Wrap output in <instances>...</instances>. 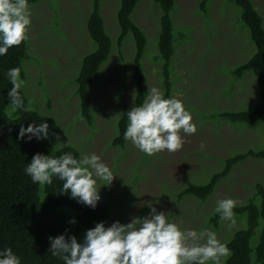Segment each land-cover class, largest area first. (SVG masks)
<instances>
[{
	"label": "rangeland",
	"instance_id": "rangeland-1",
	"mask_svg": "<svg viewBox=\"0 0 264 264\" xmlns=\"http://www.w3.org/2000/svg\"><path fill=\"white\" fill-rule=\"evenodd\" d=\"M199 1L175 0L176 10L174 7L171 12L174 25L190 31L173 44L171 95L183 102L197 127L195 134L181 130L185 143L179 151L165 150L148 156L130 141L123 148L108 144L117 135L118 119L133 106L136 91L131 35H126L121 52L115 45L119 0L101 1L105 31L113 45L88 86L91 125L80 116L75 78L83 57L96 49L86 30L93 0L28 3L31 25L25 40L26 57L21 63L25 74L21 89L28 99V108L54 118L61 143L75 147L80 157L96 154L113 172L115 178L110 185L97 178L99 201L109 209L106 220L109 225L111 214L115 215L113 220L127 224L131 217H145L155 207L158 212L170 214L169 221L181 231L208 229L216 233L220 242L227 243L236 231L246 228V214H235L234 225L220 219L215 229L209 219L216 213L217 200L232 198L239 206L254 196L253 183L258 180L264 183V161L246 158L234 164L202 202L190 195L178 202L176 195L190 184H207L214 173L223 169L226 159L247 149L264 148V119L248 126L219 116L225 111H250L257 104L258 86L253 73L234 75L236 67L256 49L242 23L239 7L230 0H210L205 12H197ZM253 1L264 28V0ZM152 3V0H140L130 16L147 38L141 59L146 95L153 87L163 91L162 63L151 60V43L156 41L159 18L158 10L150 9ZM59 147L56 144L49 155L53 156ZM261 227L262 221L250 239V264H259L253 251ZM225 260L222 258L221 264Z\"/></svg>",
	"mask_w": 264,
	"mask_h": 264
},
{
	"label": "trees",
	"instance_id": "trees-1",
	"mask_svg": "<svg viewBox=\"0 0 264 264\" xmlns=\"http://www.w3.org/2000/svg\"><path fill=\"white\" fill-rule=\"evenodd\" d=\"M38 1L28 0V3ZM101 1L93 0L86 23L88 36L95 43L96 49L83 57L79 73L75 78V93L78 97L80 116L87 125L92 123L91 96L88 86L93 83L99 67L107 60L111 45H113L111 36L105 31ZM139 1L119 0L116 12V24L119 30L115 39L116 47L121 52L123 41L128 34L131 35L130 38L134 45L132 77L136 91L133 106L141 105L146 95L141 59L147 46V38L143 29L130 19ZM152 1L153 8L150 9L158 10L159 18L156 41L151 43L153 50L151 60L153 63L157 61L162 63L160 75L164 97L167 99L172 98L173 82L169 76L171 56L174 54L173 44L177 40L185 38L190 31L174 25V17L171 18V12L174 7V12L176 10L175 0ZM209 1L200 0L196 11L205 12ZM230 1L240 8V18L248 29L250 40L256 49L247 61L236 67L234 75L241 76L244 72L251 71L257 82L259 100L250 111H225L221 112L219 116L232 122L254 126L264 119L263 18L254 8L253 0ZM25 54L26 44L24 41L18 47L10 48L6 55L0 56V251L11 248L14 254L20 258L21 264H64L59 257H54L49 252L50 241L48 238L64 234L67 239L68 236L75 235L78 242H82L85 232L94 228L97 223L104 222L105 227L110 226L106 222L110 213L107 205L101 201H98L96 208L92 209L71 199L70 192L61 194L63 182L58 177H53L51 185L42 186L33 183L31 178L25 174L24 168L31 162L33 155L36 153L49 155L53 152L57 143L52 133L58 135L57 123L52 116L39 114L33 109L12 112L9 107L10 100L7 93L12 85L6 73L9 69L18 67L21 70L20 78L24 80L25 74L21 63L26 57ZM20 95L24 102V108H28V99L22 89H20ZM128 111H125L118 119L117 135L108 143L111 146L123 148L126 143L124 133L128 124L126 117ZM42 122L49 125L48 139L33 138L31 141H28L27 137L23 140L17 139L21 126L27 128L30 123L38 126ZM64 153H71L77 159L81 158L79 151L70 145L57 148L53 156L59 157ZM246 158L264 161V148L261 150L247 149L226 159L223 169L214 173L207 184L201 186L190 184L184 187L176 195V201L179 202L185 196L190 195L202 202L212 192L217 181L226 176L234 164ZM263 184L259 180L253 183L254 196L233 209L235 214H246L247 226L236 231L225 243L232 253L230 257L226 258L225 264L251 263L250 239L260 221H262V227L253 253L255 261L264 264ZM113 216L115 215L111 214V224L118 221L113 220ZM169 218L172 219V217ZM72 219H75V224L69 223ZM220 219V214L216 212L209 219V223L216 229Z\"/></svg>",
	"mask_w": 264,
	"mask_h": 264
},
{
	"label": "clouds",
	"instance_id": "clouds-1",
	"mask_svg": "<svg viewBox=\"0 0 264 264\" xmlns=\"http://www.w3.org/2000/svg\"><path fill=\"white\" fill-rule=\"evenodd\" d=\"M31 25V9L28 0H0V56L18 47L27 39ZM20 68L7 71L12 87L7 96L12 112L30 111L24 108L20 89L25 81L20 78ZM128 124L124 139L130 141L139 151L148 156L167 150L179 151L185 134H195L197 127L191 114L177 98H165L164 92L153 87L139 106H133L126 113ZM58 146L59 135L52 133ZM48 139L49 125L30 123L21 126L18 140ZM204 145L201 144V148ZM33 183L51 185L53 177L63 182L61 194L95 209L101 199L97 178L110 185L115 178L109 167L96 154L83 155L80 159L71 153L59 157L36 153L24 168ZM239 202L232 198L217 200L215 211L222 220L235 224L233 209ZM170 214L157 211L155 207L145 217H131L130 222H113L105 227L104 222L85 232L82 242L75 235L49 237V252L59 257L64 264H221L222 258L231 256V250L218 240L215 232L208 229L181 231L168 217ZM75 224V219L69 221ZM0 264H21L20 258L11 248L0 251Z\"/></svg>",
	"mask_w": 264,
	"mask_h": 264
}]
</instances>
